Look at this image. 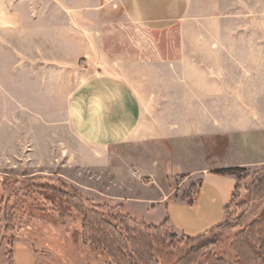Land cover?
<instances>
[{
	"label": "crops",
	"instance_id": "obj_1",
	"mask_svg": "<svg viewBox=\"0 0 264 264\" xmlns=\"http://www.w3.org/2000/svg\"><path fill=\"white\" fill-rule=\"evenodd\" d=\"M255 1L0 0V168L7 163L6 139L21 152L24 120L29 134H36L38 122L49 137L54 129L72 136L78 163L101 168L109 163L107 150L122 144L238 135L243 147L234 152L237 162L214 156L207 165L193 166L196 154L182 155L173 173L183 178L173 192L136 163L133 177H150L152 183L134 185L141 195L122 199L126 209L151 201L147 211L160 207L155 225L167 220L171 230L190 238L221 225L238 183L214 171L263 162L257 137L264 138V30L254 27L264 25V0ZM110 18L152 33L179 25L178 52L145 58L119 46L120 53H106L112 49L104 42L113 33ZM195 26L197 36L191 34ZM99 51L104 56L96 60ZM84 56L83 67L101 68L87 69L76 82ZM51 103H59L52 114ZM35 145L30 154L37 152ZM171 200L182 205L183 223L166 211ZM9 250L12 264H34L24 241L15 239ZM0 255V264H7Z\"/></svg>",
	"mask_w": 264,
	"mask_h": 264
},
{
	"label": "rangeland",
	"instance_id": "obj_2",
	"mask_svg": "<svg viewBox=\"0 0 264 264\" xmlns=\"http://www.w3.org/2000/svg\"><path fill=\"white\" fill-rule=\"evenodd\" d=\"M109 22V29L113 33L105 35L104 42L109 44L108 49H112L106 53H120L117 49L119 46L121 49L124 47L128 54L137 51L138 55L142 54L145 58L152 55H174L178 52V40L181 37L179 25H174L170 30L152 33L139 31L129 25H120L119 18H110ZM254 28L263 31L264 25ZM191 32L197 36V27H193ZM103 56V52H96V60ZM87 59V56L80 58L76 82L78 77L82 81L85 74H88L87 69L93 71L101 68L93 64L91 67L94 68H87L88 64L83 67V62ZM58 105L59 103L50 104L51 114L55 113ZM42 107V104L36 105V111H41ZM20 123L21 152L15 153L12 139H6L7 163L4 168H0V183L5 180L4 185L0 184V254L6 255L7 264L10 259L9 249L15 239L24 241L33 250L34 264H116L107 255H100L97 249L83 241V218L74 208L75 200L81 201L85 206L91 204L99 208L98 213L125 235V228L134 231L142 227L133 224L130 220H137L130 216L143 220L145 224L154 225L160 219L159 206L146 210L151 201H137L129 204L127 209L123 204V198L141 195L135 189L136 184L143 187L152 183L150 177H133L136 163L156 173L155 178L167 183L173 192L183 178V175L173 173L182 155L196 154L198 158L191 162L193 166L207 165L214 156H223L231 162H237L234 152L241 151L240 147H243V139L238 135L230 139H194L176 143L162 140L150 141L144 145L122 144L107 150L109 163L101 168L93 164L78 163L73 156L78 143L72 136L62 137L54 129V134L49 137L43 123L40 125L38 122L36 134H29L27 120ZM257 140L263 152V162L237 166V170L231 174L238 185L235 198L225 211V219L219 230L189 244L185 235L175 233L167 223V233L172 237L169 236L163 245L155 248L154 257L159 264H176L189 251L194 252L192 258L196 259L197 264H207L210 258L229 263L237 262L236 251L232 249L231 242L264 212V138L257 137ZM252 141L253 138H246L247 145ZM34 145L37 152L30 154V147ZM250 156L252 155L246 156L247 160H250ZM195 185L193 183L194 187ZM191 190L192 187L184 192L187 194ZM178 203L171 200L165 208L179 224L183 222L178 220L187 216L182 211V205ZM119 206L122 212H119ZM6 210L14 215L9 222L4 219ZM210 226L200 230V235L209 231ZM257 231L254 233L257 234ZM248 236L249 239L256 237L251 233ZM249 264H264V257Z\"/></svg>",
	"mask_w": 264,
	"mask_h": 264
},
{
	"label": "trees",
	"instance_id": "obj_3",
	"mask_svg": "<svg viewBox=\"0 0 264 264\" xmlns=\"http://www.w3.org/2000/svg\"><path fill=\"white\" fill-rule=\"evenodd\" d=\"M237 168H228L214 171L216 174H233ZM5 180H1V186L4 185ZM232 194V200L235 198V191ZM70 200V199H69ZM71 201V200H70ZM72 202V201H71ZM74 208L82 219V237L83 241L89 246L94 247L99 251L100 255H107L112 262L116 264H159L154 257V251L157 246H161L166 238L172 237L167 233L165 220L159 225L139 223L130 220L136 226H142L141 229L131 231L125 228L126 234L123 235L110 224V221L101 216L99 208L88 204L85 206L81 201H74ZM230 205V204H229ZM229 205L225 208L227 211ZM119 212H122L119 206ZM118 212V213H119ZM13 213L6 210L4 219L7 222L13 219ZM111 219V218H110ZM222 225V224H221ZM221 225L211 228L207 233L195 236L194 238L187 237L185 240L189 244L203 239L205 235H209L219 230ZM247 230H242L237 234L231 242V247L236 251V263H229L222 259L210 258L207 264H249L264 257V212L257 216L247 227ZM258 230L257 234L256 232ZM252 234L254 239H249V234ZM194 252L189 251L184 256L180 257L176 264H197L196 259L192 258ZM11 253L8 264L11 262Z\"/></svg>",
	"mask_w": 264,
	"mask_h": 264
}]
</instances>
